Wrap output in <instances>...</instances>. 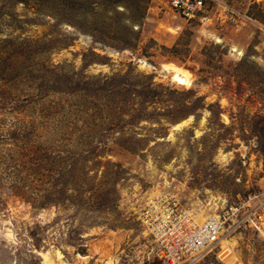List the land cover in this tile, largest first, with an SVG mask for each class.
I'll return each instance as SVG.
<instances>
[{
    "label": "rangeland",
    "instance_id": "rangeland-1",
    "mask_svg": "<svg viewBox=\"0 0 264 264\" xmlns=\"http://www.w3.org/2000/svg\"><path fill=\"white\" fill-rule=\"evenodd\" d=\"M263 25L264 0H0V264H167L150 199L264 202ZM222 242L186 264H264L255 228Z\"/></svg>",
    "mask_w": 264,
    "mask_h": 264
},
{
    "label": "built area",
    "instance_id": "built-area-1",
    "mask_svg": "<svg viewBox=\"0 0 264 264\" xmlns=\"http://www.w3.org/2000/svg\"><path fill=\"white\" fill-rule=\"evenodd\" d=\"M208 0H167L169 6L186 19L198 17L206 9ZM264 29V25H263ZM252 197L225 206L198 221L193 210L186 209L169 197L150 199L139 211L138 219L145 232L157 245V255L167 264L194 263L219 244L223 256L231 254L229 244L223 238L243 225H249L264 240V202L255 207Z\"/></svg>",
    "mask_w": 264,
    "mask_h": 264
},
{
    "label": "bare ground",
    "instance_id": "bare-ground-1",
    "mask_svg": "<svg viewBox=\"0 0 264 264\" xmlns=\"http://www.w3.org/2000/svg\"><path fill=\"white\" fill-rule=\"evenodd\" d=\"M165 68L171 72V74L173 75V79L181 84H186V85H191L192 83V79H191V72L186 69L183 66H180L174 62H169L164 64ZM187 120L182 121L181 123L177 124V126L183 125V123H186ZM198 221H202L203 217L201 216H197ZM204 220V219H203ZM54 255V254H53ZM44 256V262L43 264H69L66 262V260L64 259L63 254L57 250L55 253V257L54 259L49 256L48 252H44L43 253ZM83 258H86L87 255H81ZM234 257L232 258V261H234Z\"/></svg>",
    "mask_w": 264,
    "mask_h": 264
},
{
    "label": "trees",
    "instance_id": "trees-1",
    "mask_svg": "<svg viewBox=\"0 0 264 264\" xmlns=\"http://www.w3.org/2000/svg\"><path fill=\"white\" fill-rule=\"evenodd\" d=\"M259 146L262 153H264V143L262 141H259Z\"/></svg>",
    "mask_w": 264,
    "mask_h": 264
}]
</instances>
